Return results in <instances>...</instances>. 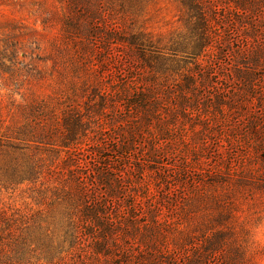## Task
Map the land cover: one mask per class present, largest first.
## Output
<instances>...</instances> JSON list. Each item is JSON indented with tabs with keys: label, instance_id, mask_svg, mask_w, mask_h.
Listing matches in <instances>:
<instances>
[{
	"label": "rangeland",
	"instance_id": "rangeland-1",
	"mask_svg": "<svg viewBox=\"0 0 264 264\" xmlns=\"http://www.w3.org/2000/svg\"><path fill=\"white\" fill-rule=\"evenodd\" d=\"M212 2L197 56L189 0H0V143L52 129L40 148L74 156L120 226L96 262L93 238L69 249L61 180L0 184V264H264V5Z\"/></svg>",
	"mask_w": 264,
	"mask_h": 264
},
{
	"label": "trees",
	"instance_id": "trees-1",
	"mask_svg": "<svg viewBox=\"0 0 264 264\" xmlns=\"http://www.w3.org/2000/svg\"><path fill=\"white\" fill-rule=\"evenodd\" d=\"M262 1L232 0L235 8L242 11L259 10L264 5V0ZM189 2L192 6L191 10L195 13V17L198 20V26L200 25L202 29L198 52L194 51L197 56H200L204 51L214 47L216 44L212 21L210 20L213 17L212 14L215 13V6L212 0H189ZM251 62L253 64L260 63L256 55L252 57ZM241 73L250 74L248 72ZM63 126L64 129L61 132L63 147L70 148L71 145L74 146L80 143L76 142L79 140L76 139V132L78 135L79 127L67 122ZM51 132L52 129H46L44 126L30 128L29 133H22L25 137L15 138L7 144L0 143V154L7 156V162L3 164L4 168L0 165V174H2L0 175V184L7 186V188L24 183L35 186L39 183L52 186L55 185L54 180H61L59 186L56 185L54 189L60 191L58 202L66 207L67 216H69L68 228L71 233L69 249L75 250V252L82 251V249L84 250L87 247L85 244L86 237L93 238L94 242L90 249L93 258L97 262L103 257L110 256V249L113 250L114 248L115 250L119 247L117 245L119 243L118 230L120 228L118 219L113 214L107 213L105 204L99 203L96 192L88 187L90 185H88L87 178L84 179V177L74 174L80 168V165L73 161L74 156L68 157V164H66L64 159L55 158L57 157L55 155H46L45 152L47 150L43 151V148H40L41 146L38 144H49L47 142L54 135ZM33 138H38L40 142L36 144V140ZM50 151L56 153L55 148ZM52 156L54 157L52 158ZM98 163H101L102 167L96 172L93 170V175L97 176L99 182L111 188L112 179L117 183L116 177L112 173L114 168L112 160L102 157L100 161L98 160ZM1 172H5V174ZM207 250L216 251V249L212 248ZM129 252L126 249L123 250L126 257H129ZM203 252L205 255L207 251ZM59 259L62 262L64 258L61 256ZM201 259V262H204L203 255L201 257L200 255L198 256V260Z\"/></svg>",
	"mask_w": 264,
	"mask_h": 264
}]
</instances>
